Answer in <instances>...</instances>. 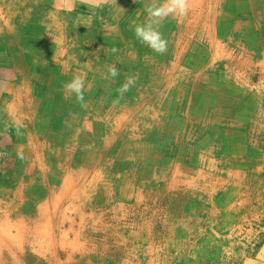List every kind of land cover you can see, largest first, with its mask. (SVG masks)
I'll use <instances>...</instances> for the list:
<instances>
[{"label":"rangeland","instance_id":"1","mask_svg":"<svg viewBox=\"0 0 264 264\" xmlns=\"http://www.w3.org/2000/svg\"><path fill=\"white\" fill-rule=\"evenodd\" d=\"M205 1L202 2V9H196L197 17L206 21L204 25L213 28L210 31L212 37L220 44L211 47L206 37L203 42L200 32L193 31L197 35L191 38L188 52L192 56L195 51L203 49L200 62L196 64H204V67L208 64L221 90L235 101L227 107H221L218 102L210 103L205 112L214 111L212 116L244 130L242 133L247 134L245 141L240 139V144L246 143L243 152L233 153L241 132L234 141H229L225 129H220L218 135L210 125L207 135L212 140L214 152H206L203 147L194 146L192 161H183L181 157L175 159L178 166L187 163L188 167H180L177 176L190 178L193 175L195 178L196 171H201V175L194 179L192 188H187L183 182L178 186L186 188L184 192L174 189V185L165 189L163 184H151L149 188L153 190L150 191L148 187L137 186V183H154V177H123L130 180L127 184H130V189L122 196L117 190L122 185L118 173L114 175L115 171L110 170L106 175H99L96 167H87L88 175L78 181L82 184V192L77 190L79 195L69 197L68 192L60 189L61 177L68 178L62 153L65 144L62 130L66 129L61 126L70 128L72 133L76 132L75 126L69 124V121L77 120L78 112L75 108L79 105L72 106V101L66 100L64 85L74 75H81L82 69L86 68L83 66L85 63L88 64L86 66L89 67L90 75L94 71L101 72V83L106 84L102 80L103 76L109 82L117 81L118 75L112 78L106 73L116 59L119 62V56L131 54L141 59L147 58L146 53L151 49L141 47L139 50L140 43L134 37L133 26L145 17L144 7L152 0H0V211L8 207L11 212L0 216V223L13 221V224L20 227L21 220L25 219L26 226L21 227L25 231H21L18 240L22 249L30 247L29 242L33 241V226L39 221L36 217L39 215L37 204H41L44 209L40 211L46 209L49 219L40 221L37 228L45 227L41 222L46 225L49 222L51 225L48 224L46 231L48 238L49 231H53L52 238L57 239L56 244L50 245L56 257H48H55L56 264H264V22L259 21L256 15L258 9L264 10V6L258 7L256 11H236L232 5L235 2L229 0H223L222 4L220 0ZM132 9L135 12H131ZM238 21L245 23L242 35L237 30ZM221 22L225 23V28L219 34L215 27ZM32 25L37 26L38 32H32ZM170 25L172 20L169 17L163 19L159 25L161 34ZM200 25L197 27L201 28ZM249 29L251 31L247 33ZM174 31L169 38L173 37ZM3 36L6 43L1 40ZM59 43L69 45L67 58L64 56L65 50L60 51ZM52 45H57L56 49L61 53L51 54L53 50L48 57L44 56V53H48L44 50L50 51ZM156 54L159 53L152 51L150 60H155ZM221 57L222 62H217ZM192 58L194 60L196 56ZM181 66L185 69L187 65ZM188 66L194 74L192 66ZM149 67V62H139L136 71L139 73L140 70V73L130 74V77L137 80L146 74L144 71L149 74ZM26 80L29 89H32L27 98L33 107H24L22 110V104L28 105L25 101L27 91L25 87L22 94L19 88L24 86ZM199 86L206 87L203 82ZM92 87V83H89L85 88L87 94L95 92ZM50 90L55 94L46 97L45 94ZM203 90L200 88V91ZM96 92H99V87ZM21 94L25 97H20ZM210 94L208 97L213 98L214 94ZM160 97L164 104L169 101L164 95ZM45 98L49 102L55 100L48 107L49 110L43 102ZM148 98L154 102L156 93ZM196 102H200L199 99ZM162 103L158 106L164 111L166 107ZM176 105L169 109L168 116L172 114L182 118L178 115ZM73 108L75 111L71 110ZM227 110L231 112L229 115ZM252 123H255L257 130L249 131L253 130L250 125ZM170 124L173 126V123L168 122V129ZM57 125L60 127L61 133L58 136L61 141L53 139ZM179 128L184 129L181 122ZM118 139L115 138L110 149L116 146ZM229 142L232 144L229 145ZM250 146L260 149L258 155L250 157ZM91 150L94 153V149ZM91 150L86 151L89 153ZM89 155L92 153L85 157ZM202 155L204 159L201 160ZM168 156L164 154L163 161ZM114 160H117L116 157ZM17 162L21 172L15 174L13 168ZM149 166L158 167V164L149 163ZM161 166L166 171L159 170V173L166 176L168 182L169 176L173 177L174 165L165 161ZM46 170H53L56 174L47 173ZM44 173L48 179L45 185L42 184ZM51 177L54 181L60 177V181L51 183ZM94 179L96 182L90 181ZM72 181L66 183L71 184ZM256 181L259 186L254 188ZM237 182L238 185L235 184ZM92 183L94 186L91 191L89 186ZM83 217L86 219L83 220ZM57 226L60 231L56 230ZM15 227L12 231L17 234ZM72 230L79 234L72 240L75 244L72 247L61 246L58 240L61 231L70 240L73 238ZM3 239L8 241V238ZM29 255L26 253V256ZM34 264L44 263L39 260Z\"/></svg>","mask_w":264,"mask_h":264},{"label":"bare ground","instance_id":"2","mask_svg":"<svg viewBox=\"0 0 264 264\" xmlns=\"http://www.w3.org/2000/svg\"><path fill=\"white\" fill-rule=\"evenodd\" d=\"M211 1H216V0H211ZM222 1L223 0H220L219 3H221ZM229 1L235 2L232 5L234 6L236 11H240L239 9H245V10L250 9V10L256 11L258 7L264 6V0H229ZM202 2L204 3L206 1L205 0H186L187 9L183 16H169V19L172 20V26L170 25L169 29L168 30L165 29V33L164 34L162 33L163 38L167 42V48H166V51L162 55L156 54L155 60H150L152 59L151 57L152 50L146 53L147 58L145 59H141L139 56H132L131 54H125V55L119 56V62L117 63L116 60L118 59H116L114 62L112 61L113 63L111 64L115 66L117 69H119L118 73L120 72V74H118L117 81H115V83L114 81L109 82L105 80L103 78L105 76H103L102 80L106 82V84L101 83L100 76L102 75V73L98 71H94L93 75L91 76L89 73V67L86 66L88 64L85 63V65L83 66L86 67L85 68L87 69L86 71L85 69H82L80 66V68L82 69L81 75L85 77V88L89 86V83L90 84L92 83L93 85L92 88L95 89L93 91L96 92L97 87H99V92H96V93L90 92L87 94V91H85L84 89L83 100L77 101L74 95L69 96L66 93L65 89L63 90L64 97H66L67 101H72L70 102L72 103V106L79 105V107L75 108L78 112L77 120L69 121L70 122L69 124H73L75 126L76 132L72 133L70 128L61 126L62 128L66 129V130H62V132H64L63 137H65L64 138L65 144L64 146H62V153L64 157V163L67 166V170H68L66 173V176L68 178L66 179L65 176L61 177L60 189L63 192H68L69 197H71L73 194L79 195V192L77 190L82 192L81 190L82 184H79L78 181H81L82 178H86V176L88 175V171L85 169L87 167H96L99 172V175L102 173L106 175L107 172L108 173L110 172V170L115 171L113 172L114 175L118 173L121 176L120 180H122L121 181L122 185L118 187L117 190L120 191L119 194L122 196H124L125 193L130 189V184L127 185L130 180H127V178L125 179L123 177H128V178L137 177L138 178V176L140 178H145V179L154 177L153 178L154 183H146L147 181L142 182V183H137V186L140 185L141 187L142 186L148 187V190L150 191L153 190V189H150L151 184H157V185L163 184V187L165 189L172 187V185H174V189H180L181 191L184 192L186 191V188H180L178 185L183 182L184 184L186 183L187 188H192L193 184L195 183L194 179L197 178L199 175H201L200 174L201 171L200 170L196 171L197 173L195 174V178L193 175L190 176V178L189 176H181V177L177 176L178 171L181 170L180 167L187 168V169L188 167H187V163H184V165L182 166L181 165L178 166L176 162L177 160L175 159L177 158L179 159L181 157L183 158V161H186V162L192 161L194 153H195L194 146L203 147L204 151L206 152H209V151L214 152L213 150L214 148H212L214 147L212 145V140L207 135V132H208L207 130L210 127V125L214 127V130L217 133L220 129H225L227 132V140L229 141H234L236 137L239 136V133L240 132L242 133V131H244V130H241V128H238L239 126H234L232 124H229V122H222L221 120H219L217 116L215 115L212 116V113H214V111L205 112V109H209L208 105L210 103L218 102V104L221 105V107L223 106L225 107V105L227 107L228 105H233L235 101L233 100L231 95H227L224 93V91L221 90L220 86L217 84L219 82L216 83V77L213 74V72L210 71L209 67L207 66L208 64L205 67H204V64L202 66H198L196 64L200 62V54H202L203 49H199L193 53V55L196 56L194 60L192 58L193 55L191 56L188 52L191 42H192L191 38L197 35L193 33V31L200 32L199 35L203 37V42H204V37H206L211 47L219 46L220 44L218 40L216 41L212 37L211 32L213 28L211 29L207 25H204L203 23L206 21L202 19L203 21L202 22L200 20L201 18L199 17L200 18L199 19L197 17L198 12H196V9L199 10L202 7ZM132 11L135 12L133 9L131 10V12ZM256 15L258 16L256 17L258 18L259 21L264 22V10L258 9V12L256 13ZM144 19L145 17L140 21L143 22ZM69 24H71V22ZM198 24H201L200 25L201 28L197 27ZM224 24H225L224 22H221L218 27L217 26L215 27V30L219 34H222L223 29L225 28ZM236 25H238L237 30L239 34L242 35L243 34L242 31L245 28V23H240L238 21V24ZM262 25L264 28V23ZM31 27L33 30L32 32L34 31L38 32V30L36 29L37 26L34 27L32 25ZM163 27H162V31H164ZM171 28L173 30L175 29L174 31L175 34L173 35L172 38H169V36L173 34V30ZM250 31L251 30L249 29L247 33H250ZM1 40L4 43L7 42L4 36L1 37ZM137 44L139 43L137 42ZM140 44L138 45L139 50L141 47H143V49L144 48L148 49L147 46L140 45ZM194 46L198 48V45L196 43H194ZM60 47H61L60 51L65 50L64 56L65 58H67V54H68L67 52H69V49H70L69 45L67 46L66 44H61ZM56 48H57V45H52L50 46V51L43 49L44 51L48 52V53H44V56L48 57L49 52L53 50L54 51L51 54H55V52L57 53V55L60 54L61 52L59 51V49H56ZM192 50H193V45H192ZM192 50H191V54H192ZM79 61L81 62V60ZM139 62H142V64L144 62L145 64H148L149 62L151 67L148 68V72L150 71V73L147 74V71L146 72L144 71V73L147 74V75L146 74L144 75L145 77L143 76L144 78L140 75L141 76L140 78H138L137 80L134 79L135 80L134 85H132L127 92H124L123 94L119 93L117 89H119L121 85L126 82L127 78L130 77V74L137 75L140 73V70H139V73L138 71H136V67L139 64ZM217 62H222V57L218 59ZM188 64L192 66L194 74H192V70L189 68ZM181 65H187V66L184 69ZM210 67H212V65H210ZM106 75L109 76L108 73H106ZM198 75H200L199 78H198ZM236 77H238V75H236ZM201 82H203L206 87L199 86ZM23 84L24 86L19 88V92L21 91L22 93L23 89L26 87L27 94H26L25 101L28 102V105L22 104L21 109L23 110L24 107L28 109L30 108L32 109L33 105L29 103V99L27 98L29 92L32 91V89H29L28 87L29 83L27 80L24 81ZM140 85H142V87L138 88L140 87ZM200 88L201 89L204 88V90L200 91ZM155 93H156V99L154 100V102H150L148 97L155 96ZM210 93L214 94L213 98L208 97V94ZM22 94L19 96L25 97ZM54 94H55L54 91L50 90V92L48 94L46 93L45 96L50 97V96H53ZM162 95H164L169 100L168 102H166V104L162 103V100L160 97ZM52 99H55V98H52ZM196 99H199L200 102H196ZM202 100L204 101L202 102ZM53 101L55 100H50L49 102L45 98L43 102L44 104L47 105V106L44 105L47 110H49L48 107L52 104ZM161 103L163 106L166 107L164 111H161L162 108L158 106V105H161ZM174 103H177V105ZM174 105H176V107L178 108L179 110L178 115L181 116L182 118H177L175 115H172V114H170L171 118L168 116L169 109H171V107ZM75 109L73 108L71 110L75 111ZM229 113L231 112L227 110L228 115ZM210 116H211V120H209ZM218 116L220 117V114H218ZM168 122L173 123L174 127L172 126V124H170V129H168L167 128ZM176 122H178V127H176V124H177ZM180 122L181 124H183L184 129L179 128ZM250 125L253 130H249V131L257 130L255 123H252ZM54 129L56 130L57 133H56V136L53 137V139L55 141H61V137L58 136L61 133L60 127L57 125L55 126ZM67 130L69 132V133L67 132L68 134L66 133ZM134 131H136L139 134H135ZM259 132L261 133L263 131L259 130ZM246 135L247 134H245L244 132L242 133V135L239 136L237 143H235L233 153H237V154L241 153L243 147L246 146V143L240 144L241 143L240 139H243L245 141ZM116 137L119 138L115 143L116 146L113 149H110L109 146L112 144L113 141H115ZM228 144L231 145L232 143L229 142ZM47 147H50V145ZM91 149H94V153L92 152ZM167 149H170V150H167ZM86 150H91V152L88 153ZM258 150H260L258 149V147L256 148L255 146L254 147L250 146L249 147L250 157L252 155L253 157L255 155H258L259 153ZM90 153H92V155H89L86 158L85 155L90 154ZM164 154L169 155L168 159H166L165 161L171 166L174 165V174H172L173 177L170 178L169 176L168 182H166V176L159 173V170L161 171L165 170V168L161 166L165 164V161H163L162 159ZM113 157L114 158L116 157L117 160L115 161ZM200 158L202 160L204 159V156L202 155L200 156ZM245 159H243V161ZM20 160H19V163H21ZM210 161H208L209 164H210ZM19 163L17 162V164L13 168L15 174L17 172L18 173L21 172ZM149 163L153 165L158 164V167H151L149 166ZM210 165H212L213 167V164H210ZM46 171L47 173H53V175L56 174V172L53 170H46ZM45 176L46 175L44 173V178ZM50 179H51V183L60 181V177H58L56 181H54L52 177ZM95 179L90 180V181L96 182ZM236 179H238V177H236ZM242 179L243 178H241V180ZM47 180L48 179L46 177L42 184L45 185ZM67 181L68 183L72 181V183L68 184L66 183ZM227 184L228 182L226 183V185ZM235 184L238 185V182ZM93 186H94V183H92L89 186V190L91 189L92 191ZM258 186L259 184L256 181L253 187L257 188ZM52 191L54 192V190ZM0 205H1V202H0ZM37 208H38L39 215L36 217H38L37 219H39V221L36 222V226L35 225L33 226L34 227L33 232L35 236L32 237L33 241H34V238H36V240L34 242L33 241L29 242V244H31L30 247H27V248L23 247L22 249L20 245H18V240L20 238L21 231H25V230H22L21 228V227H24L25 225V222H24L25 219L21 220L22 223L20 227L13 224V221H7L4 223L3 222L0 223V264H21V263L34 264L35 262L39 260H41V262L43 260L44 264H56L55 263L56 256L54 254L55 250H53V248H50V245L56 244L57 239L55 240L52 238L53 231L51 233L49 231L50 238L47 237L48 236L47 226L49 222L47 223V225L41 222V225L45 226L43 227V229L45 230L37 228L39 225L38 223L40 221L47 219V218L49 219V213L46 209L42 212L40 211L41 209H44V206H42L41 204H37ZM6 213L8 214L11 213L10 208L8 207H6V209L3 208L2 211H0V216L5 215ZM16 214L17 216L18 214L20 215V213H16ZM81 216L82 215H80V219H81ZM84 219H86V217L85 218L83 217V220ZM60 221H62V219ZM70 222H72V220H70ZM80 223H83V221H81ZM49 226L51 227L50 224ZM13 227L16 228L15 232H17V234L12 231ZM57 229L59 230L60 228L57 226L56 230ZM72 231H73L72 232L73 238H71L70 240H68L67 234H65L64 231H61V234L59 237L60 239H58L60 240L59 242L62 244L61 246L72 247L73 244H75L74 242H72V240H74V238L76 239V237L79 236V234L77 231H74V230ZM3 238H8L9 242L7 240H4ZM32 238H28V239H32ZM11 240L13 241L11 242ZM33 245L36 246L37 249ZM26 253H30V255L26 256ZM48 256H55V257L49 258Z\"/></svg>","mask_w":264,"mask_h":264},{"label":"clouds","instance_id":"3","mask_svg":"<svg viewBox=\"0 0 264 264\" xmlns=\"http://www.w3.org/2000/svg\"><path fill=\"white\" fill-rule=\"evenodd\" d=\"M186 9V0H152L151 3L146 4L144 7V21L133 26L135 39L152 51L163 54L166 51L167 42L159 31L160 22L169 16H183ZM108 74L110 77L115 78L118 75L117 68L110 66ZM134 83V78L128 77L117 91L123 94ZM64 89L69 96L74 95L77 101L83 100L85 77L83 75H74L71 80L65 83Z\"/></svg>","mask_w":264,"mask_h":264}]
</instances>
